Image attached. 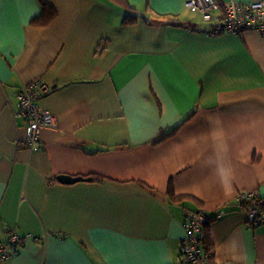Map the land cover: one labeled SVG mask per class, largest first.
<instances>
[{"label":"crops","instance_id":"obj_1","mask_svg":"<svg viewBox=\"0 0 264 264\" xmlns=\"http://www.w3.org/2000/svg\"><path fill=\"white\" fill-rule=\"evenodd\" d=\"M126 1L134 24L113 0H0V242L25 238L0 264H181L186 209L214 218L215 261L264 264V224L236 205L264 202V36ZM37 80L55 125L30 151L17 91Z\"/></svg>","mask_w":264,"mask_h":264},{"label":"built area","instance_id":"obj_2","mask_svg":"<svg viewBox=\"0 0 264 264\" xmlns=\"http://www.w3.org/2000/svg\"><path fill=\"white\" fill-rule=\"evenodd\" d=\"M185 6L197 10L205 22L211 26L205 29L206 35L240 34L245 30H253L264 36V0L252 3L226 2L219 0H187ZM50 87L41 81H33L23 85L17 91V115L26 120L25 145L34 151L41 144V128L54 126L55 118L44 110L39 100L50 92ZM255 197L252 194L242 195L239 202ZM251 225L264 224V206H254L249 210ZM208 216L204 211L185 210L184 228L186 237L180 245L181 264H223L212 260L205 249L203 237ZM25 238L14 229L8 230V237L0 242V261L7 262L15 258Z\"/></svg>","mask_w":264,"mask_h":264},{"label":"trees","instance_id":"obj_3","mask_svg":"<svg viewBox=\"0 0 264 264\" xmlns=\"http://www.w3.org/2000/svg\"><path fill=\"white\" fill-rule=\"evenodd\" d=\"M115 3H118V4H122L124 5V7L127 8V10H131V7L129 6V4L127 3L126 0H113ZM221 2V0H219ZM222 3V2H221ZM44 12L43 14L41 15V17H39V19H37L36 23L38 24H48L49 20H52L56 17V12L53 10V9H50L46 6H44ZM51 14V16H49V18L47 19V13ZM45 13V14H44ZM48 14V15H49ZM139 15L135 14L133 11L132 12H127L126 15H125V19H124V24H134L137 22V20L139 19ZM43 21H47V22H43ZM177 130V127H175L174 129H172L171 131V134H173L175 131ZM168 194H169V197L173 198L175 201H181L183 200V198L185 197H182V196H176L172 187H169V190H168ZM262 200H259L256 196L253 197L252 199L250 200H245V201H242V202H238L236 203V205L239 207L240 210H249L251 207H254V206H260V207H263L264 206V202H260ZM193 211H199V210H193ZM207 215V214H206ZM208 216V215H207ZM214 220L213 217H209L208 216V221L207 223L205 224V239L203 240L202 244L204 245L205 249L210 253V247L208 245V241H207V238L206 236H208L207 234V231H208V228H209V223H211L212 221ZM210 257L212 260L213 257L212 255L210 254Z\"/></svg>","mask_w":264,"mask_h":264},{"label":"water","instance_id":"obj_4","mask_svg":"<svg viewBox=\"0 0 264 264\" xmlns=\"http://www.w3.org/2000/svg\"><path fill=\"white\" fill-rule=\"evenodd\" d=\"M58 180H59V182L64 183V184H73V183H76L79 181L90 180V179L89 178L85 179L82 176L71 177V176H67V175H62V176L58 177Z\"/></svg>","mask_w":264,"mask_h":264}]
</instances>
